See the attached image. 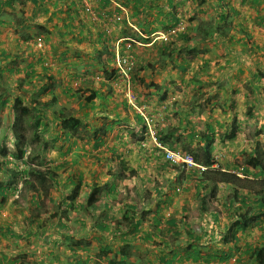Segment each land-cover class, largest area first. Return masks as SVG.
Masks as SVG:
<instances>
[{"label":"rangeland","instance_id":"rangeland-1","mask_svg":"<svg viewBox=\"0 0 264 264\" xmlns=\"http://www.w3.org/2000/svg\"><path fill=\"white\" fill-rule=\"evenodd\" d=\"M196 1L197 6L194 8L189 2L181 10L185 11L184 19L187 23L191 9V13L196 15L190 19H195L204 32L213 19H217L212 8L215 0ZM13 5L17 11L21 10L27 15L33 8L25 0H19ZM249 8L239 7L242 16L238 18L233 13H226V22L220 26L215 25L218 26L217 31L223 36V41L214 40L217 44L209 49L210 52L221 50V53L215 54L218 61H210V68L205 66L208 74L201 70L204 67L203 61H153L158 52L154 45L158 41H152L147 54L150 61H138V57L133 56V83L132 80L127 81L130 72H127V77L119 72L117 77L113 73V64L108 61H100L101 65L93 66V69L88 66L90 61H81L82 66L75 65L72 60L59 63L49 55L46 56L45 44L41 48L35 45V51L42 54V61H36V70L41 71L39 64L45 62L52 67L54 77L65 75L66 82H56L52 93L35 91L33 96H28L19 91L21 96L28 98L16 101L17 111L13 114L10 130L5 127L7 114L0 115V150L4 145L7 152L13 154L18 145L25 155L23 160L16 161L9 159L13 157L10 154L9 157L0 155V162L4 163L6 174L13 171L16 173L15 171L23 169L22 162L31 154L42 161L41 169L55 171L58 185L47 184L44 190L40 189L39 192L46 191L49 196L39 198L43 199L39 218L28 224L31 207L28 206L27 197L32 191L24 192L21 188L24 186L22 175L18 176L17 189L21 190L10 195L6 203L1 205L3 208H0V234H3L2 228H5L3 230L7 231L6 234L12 232L17 235L27 231L32 233L29 241L40 238L44 241L45 248H53L54 240L63 247H76L79 253L90 259L88 264L97 263L105 257L101 249L105 246L106 236L112 241L109 244L110 250L107 251L111 260L114 255L118 258V251L125 249L129 251L127 264L130 261L132 264H153V256L156 255L154 249L159 237H164V246L168 250L178 249L176 251L182 253L183 250L190 249L193 255L196 252L202 253L205 260L214 258L213 262L210 261L214 264H256L247 252L250 241L264 243V216L252 214L242 206L239 200L245 194L239 193H245L247 181L258 190L264 188L261 183L264 180L261 179L264 177V61L246 60L250 64L249 68L241 66L242 69H239L240 61H221L225 59L224 55L228 59L233 56L236 59L237 55L242 56L246 50L240 40L244 35L240 22L247 24L254 33V43H264V24L252 22L257 17L256 10ZM81 11L91 21L98 19L89 0L81 2ZM101 11L103 17L109 13L102 8L98 12ZM122 13L114 10L109 13L112 14L109 20L98 19L99 22H104V27H114L117 23L127 29L123 39L115 40L114 49L117 44L132 42L134 53L142 47L140 40L158 39L161 33H165V29L161 28L162 24L156 22L158 32L145 39L135 25L129 26V17ZM120 14L119 20L113 18ZM162 19L164 17L159 21ZM233 24L236 26L234 33L230 31ZM186 27L189 26L185 25ZM194 31L197 32V29ZM110 34L109 32L108 35ZM36 37L44 39L42 35ZM198 39L202 41L203 37L200 39L196 34L195 40ZM37 40L42 41L40 38ZM187 47V52L181 48L179 54H185L190 59L191 51L188 52ZM199 49H203L201 45ZM252 51L254 58L264 57V49L257 53ZM28 63L29 61H23L22 67ZM179 63V73L174 79L172 75L176 71L169 72L163 67ZM236 63L237 68H234ZM184 65L189 70L191 65L194 70L196 67L200 69L199 76L194 74L190 79L182 69ZM226 67L227 73L222 70ZM107 72L111 75H107ZM200 77H204L206 81L203 82ZM54 79L57 81L58 78ZM64 86L69 88V92L64 93ZM95 88L98 93H95ZM134 97V105L141 114L129 104ZM241 99L248 104L243 105L245 101L242 104ZM45 103L47 106L43 107ZM249 103L260 105L257 113L256 109L254 114L245 113ZM59 110L81 118L83 125L75 131L60 129L57 114ZM216 117L217 123L212 121ZM236 127L241 129L237 130ZM151 131L155 133L153 136ZM98 139L102 143L96 147ZM207 144L210 145L213 159L211 169L220 168L242 179L252 177L241 182L243 188L240 187L239 193L232 191V185L219 183L215 198H211L210 193L203 190L205 186L197 194L196 181L198 178H206L207 168L196 162L189 167H175L163 158L165 150L189 156L201 154ZM253 158L260 161V164L251 168L247 161H252ZM32 164H35L34 161ZM69 177L75 182L72 186L64 183ZM80 178L78 195L70 199L69 195ZM68 187L72 189L71 192L65 191ZM94 189H99L97 197L93 193ZM128 205L134 206L133 212ZM57 209L58 217L50 218L51 213ZM123 214H127L129 219L133 217L141 220L137 231L125 228L127 220L117 229L115 221L121 220ZM237 219L239 222L247 219L243 231L240 227L236 230V225L233 226ZM104 221L108 225L107 232L101 231L97 226L99 222L105 223ZM171 221L178 224H170ZM146 234L154 240L146 239ZM224 235H227V242L223 240ZM244 242H247L245 248L242 247ZM148 257L150 258L146 263ZM106 263L109 264L110 260Z\"/></svg>","mask_w":264,"mask_h":264},{"label":"crops","instance_id":"crops-1","mask_svg":"<svg viewBox=\"0 0 264 264\" xmlns=\"http://www.w3.org/2000/svg\"><path fill=\"white\" fill-rule=\"evenodd\" d=\"M17 1L19 0H0V115L7 114L6 130H10V126H12L14 107L17 102L28 98L25 95L21 96L19 91L27 93L28 96H33L35 91L52 93L53 85L56 82H61V84L66 82L65 75L54 77L52 71L47 70L41 62L39 64L41 71L36 70V61H42V54L37 53L34 49L36 46L33 41L36 36L42 35L44 37V44L47 46L46 56L49 55L53 60L60 61L59 63L72 60L77 66H82V64H80L81 61H90V65L88 66L93 69V66L98 67L101 65L100 61H108L109 64H113L115 40L123 39L122 37H125L127 33V29L120 25L118 26L117 23L114 27H104L103 21H91L89 17L81 11V0H25L33 6V8L29 10L31 13L28 15L26 12L21 10L17 11L14 8L15 6L13 4ZM89 1L92 3L97 13L101 8L106 9L109 13L114 10L120 13L122 11L129 17L128 20L124 18L127 20L129 26L135 25L145 39L153 33L158 32V26L155 25L156 22L162 24L161 28L165 30L175 24L179 17L183 18V21L186 23L184 19L185 11L183 12L182 10L184 9L181 10V8L188 6L189 2L192 8L197 6L196 0ZM241 6L251 7L254 11L256 10L255 15L257 17H254L252 22L254 21L256 23L257 19L261 18H263L262 20L264 21V13L259 11L261 10L264 12V0H215V3L212 4V8L215 11V17H217V19H213L211 22L212 25L220 26L226 22V13H233L235 18L242 16V10L239 9ZM189 10L190 17L186 23V25L189 26L187 33L183 34V36H173L166 42H161V40L155 38L149 41L140 40V42L142 41V43H140L142 47H139L137 51L134 52L135 57H138V61H150L147 59V54L152 46V41H158V43L154 45V49H156V51L158 49V52L153 61H203L204 67L202 66L201 70L208 74L209 71L205 66L208 65V68H210V61H218L215 54L221 53V50L210 52L209 49L212 46L214 47L213 44H217L214 40L218 39L222 42L223 36L218 32L212 35L211 33L205 35V32L210 31L209 28L202 32L204 29L199 28L195 19H190L196 14L191 13V9ZM222 13H225L224 21L219 17ZM161 17H164V19L159 21ZM203 17L205 19L207 18L205 15ZM205 19L201 18V20ZM240 23L241 32L244 34L240 37V40L243 44L242 47H245L246 50L242 56L237 55L236 59L234 58L235 56L228 59V57L224 55L225 59L223 58L221 61H240L238 62L240 66L239 69H242L241 66L249 68L248 66L250 64L246 62V60L264 61V57L258 56V59H256L251 55L253 52L252 50L257 53V51L264 49V43H254L252 41L254 33L248 28L247 24ZM124 26L127 27L126 24H124ZM105 28L110 29L108 30ZM194 29H197V32L194 31ZM233 30H236L234 24L230 31L234 33ZM109 32L111 33L110 35H108ZM196 34L200 36V39L203 37V40H195ZM179 39L182 41H179ZM199 45H201L203 49L198 50ZM185 47L188 48V52L191 51L189 57L192 60L188 59L185 54L184 56H180L179 50L181 48H184L185 52H187ZM205 47L207 49H205ZM212 54H214V56ZM139 56L141 57L139 58ZM239 57L242 59H239ZM159 58L160 60H158ZM33 59H35V61ZM23 61H29L27 66L22 67ZM163 68H167L168 70L166 71L169 72L176 71L172 75L175 79L179 73L178 69L180 68V63L169 67L164 66ZM190 68L192 70H189V67L187 68L185 65L184 68H182L183 71H186L190 79L193 78L194 74L199 76L198 73L200 69L196 67L194 70L192 65ZM234 68H237V63ZM65 70L66 69H64V71ZM222 70L223 72L226 71L225 73L228 72L227 67ZM31 71H34V73L32 74ZM67 71L69 73V69H67ZM253 72L254 70L252 74ZM54 78H58L57 81ZM200 78L203 82L206 81L204 77ZM63 88H66V91L69 90L67 86ZM258 91L259 90H257V93ZM95 92L98 93L97 88H95ZM243 101H245L244 104ZM241 103L245 106L248 104L244 99H241ZM259 106L260 105H252L249 103L245 113L254 114L255 109V113H257ZM251 117H253V115ZM217 120L218 118L216 117L212 121L217 123ZM235 129L239 130L241 128L236 127ZM251 178L252 177H250V179ZM0 208H3V206ZM2 220L4 221L3 218ZM177 224L178 223L174 222V225ZM18 235L19 234L16 236L0 234V264H76L81 258L86 261V264L90 261L88 257L83 255V253H79L76 249L79 255V258H77L76 253L72 250V246L63 247L59 245L58 241L54 240L52 241V243H54L53 248H48V246L45 248L44 241L40 238L29 241L27 234L21 235L26 236L21 238H17L19 237ZM41 237L45 239L44 236ZM163 238L164 237H159L157 247L154 249L156 255L155 257L153 256V264H214L205 260L202 253L196 252L195 255H193L190 249H185L182 253L176 251L178 249H166ZM152 240L154 239L152 238ZM107 242L108 244L112 242L108 239V236H106L105 246H107ZM1 243H4V247ZM246 244L247 242H244L242 247L245 248ZM32 245H34L33 248L31 247ZM73 254H75V256ZM111 258L112 257L108 253L102 260L94 264H108L106 262L109 260L111 261ZM149 258L150 257L146 259V263ZM225 263L227 262H217L216 264ZM129 264H132L131 261ZM148 264H150V262Z\"/></svg>","mask_w":264,"mask_h":264},{"label":"trees","instance_id":"trees-1","mask_svg":"<svg viewBox=\"0 0 264 264\" xmlns=\"http://www.w3.org/2000/svg\"><path fill=\"white\" fill-rule=\"evenodd\" d=\"M252 6H254V5H252ZM219 17L222 21H224L225 20V13L220 14ZM262 19L263 18L257 19L256 23L258 25L264 24V21ZM122 20H124V18ZM209 30H210L209 32H205V35L207 33H211V34L217 33L218 27L215 25H212V23H210ZM133 56H135V54H133ZM133 59H134V57H133ZM43 66L47 70H51L50 67H48L46 65H43ZM31 73L33 74L34 71H31ZM106 74L109 76L111 75V73H108V72ZM132 83H133V80H132ZM67 92H69V91H66V88H65L64 93H67ZM68 95H70V94H68ZM70 96H72V95H70ZM46 106L47 105L45 103L43 105V107H46ZM16 109H17V104L14 107V112L17 111ZM24 111H25V109H24ZM57 114H58L60 129L75 131L83 125L82 119L79 117H75L73 114H64L62 110H59ZM137 117L140 118L139 115H137ZM16 146H17L16 153L14 152L13 154L8 153L6 148L4 147V145L1 146L2 149L0 150V152H1L0 155L2 157H7L10 154L13 156L12 158L15 161L16 160H23L25 152L22 149H19L18 145H16ZM192 158L194 159V161L196 163L207 167V170L205 172V173H207L206 178H198L199 180L196 181V185H197L196 193L197 194L199 193L200 188H203L205 186L203 190L205 192H207L208 194L210 193L211 198H215V195H216L215 191L217 190V188H218L217 186L219 185V183L232 185V187H230V188L232 189V191L234 193H239L241 190L240 187L243 188V185L241 182L246 181L247 178L242 179V178L238 177L237 175L232 174V173L227 172V171H223L220 168H218V169H211L210 168V166L213 164V159L211 157L209 144H207V146L205 147L204 151L201 152V154L194 153L192 155ZM33 161L35 164H32ZM41 164H42V161L41 160L39 161L38 157H34V156H31V154H28L26 159L22 162V165L24 166L23 169H21L20 171H15L16 173H14V171H13L10 174H6V172H5L6 169H5V167H3L4 163L0 162V207H1V205H4L6 203V200L10 195L17 194L15 192L20 191L21 188H23L24 192H27V193H30V191H32L31 195H28V197H27L28 206L31 207L29 224L35 218L36 219L39 218V210L42 206L41 201L43 200V199L41 200L39 198H41V197L45 198V197L49 196V193L46 194V191L45 192H39L40 189L44 190L47 184L50 186H57L58 185L57 174L48 168L41 169L40 168ZM247 164L249 167L254 168L260 164V161H258L256 158H253L252 161L248 160ZM10 175L12 177L11 180H7V177H10ZM21 175H22V181H24V186L21 187L20 189H17L18 188L17 187L18 186L17 180H19L18 176H21ZM244 175H246V174H244ZM113 176H114V172L111 173V177H113ZM191 176H194V174H191ZM247 180H250V179H247ZM247 182H248V185L245 188L246 189L244 191L245 193H239V194H245V195H242L240 197L239 201L242 203V206H244L245 208L250 210V213L260 214V215L264 216V193H263L264 188L258 190V188L250 185L251 184L250 181H247ZM64 183L70 184L72 186V185H74L75 182H74L73 178L69 177L64 181ZM261 183L264 184V180H262ZM80 185H81V178L78 180V182L75 186V189H73L74 191L69 195L70 199L76 198V196L78 195ZM71 190L72 189L68 187L66 189V192H68V191L71 192ZM93 193L97 197V195L99 193V189H94ZM16 196H19V195H16ZM208 204H210V203L208 202ZM104 206L107 207V205H104ZM128 208L130 209L131 212H133L134 206L128 205ZM58 212H59L58 209L53 211V213H51V215L49 217L50 218L58 217ZM210 214L214 215L215 213H210ZM106 220H107V218H105V221ZM124 220H127V222L125 224V228H131L132 227V229L134 231H135V229L138 228V226L140 224V221L135 220L133 217L129 219L127 214H123V216L121 217V220L115 221V223H117V226H118L117 229H119V226L124 224L123 223ZM238 220L239 219H237L235 221V223H233V226L236 225L235 226L236 230H238V228L240 227V229L243 231L245 229V224L248 221H247V219H243V221H241V222H239ZM251 220H253V219H251ZM238 222L240 224H238ZM249 225H251V224H249ZM28 226H30V225H28ZM97 226L103 232L108 231V225L106 222H105V224L102 222H99ZM1 230L3 231V234H6V232H7L6 230H3V228ZM8 234L16 236L15 233H12V232H9ZM24 234H27L29 237L30 234H32V233L26 231ZM24 234L20 233L18 235L19 237H17V238L26 237V236H21ZM225 238H227V237H225ZM234 238L235 237L233 235L232 240H234ZM122 243H126V242L122 241ZM109 246L110 245L107 243V246H105L104 248L101 249L102 253L106 254L107 251L110 250ZM72 250H74V252L76 253V257L79 258V255L76 252V247H72ZM248 250L249 251L247 252V254L254 258L256 264H264V243L253 240L249 244ZM73 255L75 256V254H73ZM128 259H129V251L122 249L121 251H118V258L116 257L114 259V261H112L110 264H127ZM76 264H86V261H84L81 258V260L77 261Z\"/></svg>","mask_w":264,"mask_h":264},{"label":"clouds","instance_id":"clouds-1","mask_svg":"<svg viewBox=\"0 0 264 264\" xmlns=\"http://www.w3.org/2000/svg\"><path fill=\"white\" fill-rule=\"evenodd\" d=\"M81 2L82 3H84V0H81ZM95 14H96V16L98 17V19H100V18H104V19H107V20H109L110 19V17H111V15L112 14H108L107 16H105V17H103V11H101V12H98V13H96L95 12ZM121 15L122 14H120L119 16H117V17H113L114 19H117V20H119L118 19V17H121ZM113 18H112V20H113ZM98 19H93V21H98ZM121 19H123V18H121ZM111 20V21H112ZM185 25H186V23L183 21V18H181V17H179V18H177V21H176V23L172 26H170V27H168L166 30H165V33H161V36L160 37H158V39L157 40H161V42H166V41H168L171 37H173V36H176V35H182L183 36V34H186L187 33V27L185 28ZM187 26V25H186ZM173 31V32H172ZM164 35H165V37H164ZM37 39H41L42 41H38L37 39H35L34 38V45H36L37 47H39V48H41V47H43L44 46V39H42L41 37H36ZM38 44H41L40 46L38 45ZM127 44H129V47L127 48ZM132 45H133V43L132 42H129V43H126V44H124V45H116L115 46V51H114V61H113V73H115V75H117L119 72L121 73V71H120V69L117 67V64H116V58H117V55L118 56H127V57H129L130 58V61L132 62V67H131V69H130V73H129V79H128V81H130L131 82V80H132V78H131V74H132V71H133V68H134V65H133V63H134V59H133V49H132ZM43 65H46V66H48V67H50L51 68V70H52V67L51 66H49L47 63H45V62H43ZM58 71H60V70H58ZM117 77H119V75H117ZM125 80V79H124ZM130 104V103H129ZM133 106V105H132ZM134 107V106H133ZM135 108V107H134ZM138 108V107H137ZM137 108H135L136 110H137ZM140 114H141V112H139ZM137 117V116H136ZM138 118V117H137ZM152 132L153 131H151L150 133H151V136H152ZM154 133V132H153ZM155 134V133H154ZM99 140V143H97L96 144V147H98L99 146V144H101L102 143V141H100L101 139H98ZM158 145H159V143H157ZM167 151H170V150H165V152H164V154H163V158H164V160L165 161H167V162H169L172 166H175V167H177V166H185V167H189V166H193V165H195L196 163H195V161H194V159L192 158V156H189V155H184V154H182V153H180V154H182V155H184V156H189L190 158H191V162L192 163H186V162H180V163H177V164H173L171 161H169V160H167L166 159V153H167ZM170 152H177V151H170ZM7 157H9V155L7 156ZM10 160H12V157L11 158H9ZM6 160H8V159H6ZM200 166H202V165H200ZM203 168H207V167H205V166H202ZM55 172V171H54ZM233 174V173H232ZM261 179H264V178H261ZM7 180H11L10 179V177H7ZM67 189V188H66ZM66 189H65V191H66ZM135 219V218H134ZM135 220H138V221H140V224H141V220L140 219H135ZM140 224H139V226H140ZM170 224H174V221H171L170 222ZM139 226H138V228H139ZM138 228L137 229H135V231H137L138 230ZM131 229H132V227H131ZM133 230V229H132ZM225 237H227V235H224L223 236V240L224 241H226L227 242V238H225ZM145 238L146 239H152L153 237L152 236H150V235H148V234H146L145 235ZM102 252V251H101ZM108 253V252H107ZM106 253V254H107ZM105 254V255H106ZM104 255V256H105ZM113 258L115 259V255L113 256ZM114 259L113 260H111L110 261V263L112 262V261H114ZM213 260H214V258L213 259H209L208 260V262L209 263H211L210 261H212L213 262ZM224 259H220V261H223Z\"/></svg>","mask_w":264,"mask_h":264},{"label":"built area","instance_id":"built-area-1","mask_svg":"<svg viewBox=\"0 0 264 264\" xmlns=\"http://www.w3.org/2000/svg\"><path fill=\"white\" fill-rule=\"evenodd\" d=\"M173 32V31H172ZM165 37V35H164ZM39 46L41 44H38ZM127 48L129 47V44L126 45ZM116 64H117V67L120 69L121 73L127 77V72L130 71L131 67H132V62L130 61V58L127 57V56H118L117 55V58H116ZM131 65V66H130ZM129 77H127V81H128ZM135 97L130 101V104L133 105L135 108H137L135 105H134V101H135ZM137 110L139 112H141L139 110V108H137ZM154 135V133L152 132V136ZM166 159L171 161L173 164H177V163H180V162H186V163H192L191 162V158L189 156H184L182 154H180L179 152H170V151H167L166 153Z\"/></svg>","mask_w":264,"mask_h":264}]
</instances>
